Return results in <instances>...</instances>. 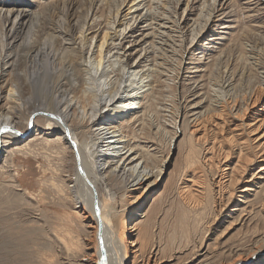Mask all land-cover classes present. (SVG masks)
I'll use <instances>...</instances> for the list:
<instances>
[{
	"label": "rangeland",
	"instance_id": "rangeland-1",
	"mask_svg": "<svg viewBox=\"0 0 264 264\" xmlns=\"http://www.w3.org/2000/svg\"><path fill=\"white\" fill-rule=\"evenodd\" d=\"M139 3L141 6L126 17L131 0H0V106L13 109L26 103L31 112L29 103L36 98L35 75L48 69L54 73L58 58L70 59L73 51L66 46L69 34L81 42L82 33L87 32L93 20L98 25L95 30L100 27L104 33L113 29L119 13L117 21L121 18L125 24L121 28L126 27V33L132 34L122 46L116 45L118 49L106 54L105 68L97 72L90 65L97 51L96 39L86 43L85 58L78 64L84 71L88 69L86 72L94 70L103 89V103L110 99V91L113 96L126 97L138 88L143 72L150 76L143 82L154 84L138 92L141 104L135 107L141 110L144 106L145 123L122 127H127L126 141L134 148L133 157H137L131 167L141 162L137 175L146 164L147 172L154 173L150 182L156 180L155 185L147 193L131 187L123 178L100 185L103 197H112L123 225L131 210L146 214L129 223L133 235L127 236L126 242H136L144 248L135 262L142 264V260L155 254L157 264H264V254L245 261L254 250L264 249V180L253 177L262 174L259 171L264 161L259 158L248 165L238 185L218 192L216 182L223 178L221 183H227L226 174L239 164L241 148L220 146L212 157L205 151L210 141L205 145L194 143L192 147L190 135V122L201 117L212 130V141L215 127L211 124L220 122L216 114L220 111L218 101H225L228 109L234 106V114L250 101L247 113L264 118V0H136L135 4ZM18 11H27L28 16L22 19L19 38L13 41L15 36H10L14 30L9 31ZM8 12L9 21L4 19ZM162 16L170 23L159 28L156 24ZM153 17L157 21L152 27L147 19ZM94 32L86 34L91 37ZM48 47L57 57L55 63L41 57L33 63V50ZM126 51H132L131 58L124 56ZM9 55L11 60L7 59ZM117 55L122 57L121 62L113 58ZM139 63L141 67L134 73ZM73 72L71 69L62 77L60 71L55 78L70 77L77 83ZM55 78L45 83V95L52 94ZM85 78V88L93 91L91 77L85 73ZM223 85L229 87L225 89ZM41 117L52 119L38 115L34 123L42 125ZM26 120L25 115L20 122L23 131L27 129ZM34 126L26 135L18 134L20 142L6 144L0 153V264H87L88 258L94 257L89 248L96 247L95 229L91 218L84 220L79 214L72 188L78 159L74 160L67 145L56 139L60 133L40 134L38 153L17 154L10 161L8 151L16 144H24L34 133ZM242 136L250 137L246 131ZM194 171L203 184L192 190L201 193L187 196L183 187ZM245 188L252 190L248 199L244 198ZM124 189L132 191L126 194ZM142 194H146V209L137 207L135 201ZM94 259L96 262V256Z\"/></svg>",
	"mask_w": 264,
	"mask_h": 264
},
{
	"label": "bare ground",
	"instance_id": "bare-ground-1",
	"mask_svg": "<svg viewBox=\"0 0 264 264\" xmlns=\"http://www.w3.org/2000/svg\"><path fill=\"white\" fill-rule=\"evenodd\" d=\"M135 2L136 0H131L132 5L128 9L129 12L128 14H126V17L130 15L133 8H139L141 6V3L135 4ZM10 13L11 12H8V14H5L4 16V19H6L7 21L10 20ZM27 16V11L17 12V16L13 22L14 27H12V29L9 31L11 33L14 30L13 35L10 36V39L15 36L13 38V41H16L19 38V34L21 33L20 30L24 25L22 23V19L26 18ZM19 18H21V20H19ZM118 18L119 13L115 16V20L113 22L114 26H116V24H118V26L115 29L114 26L113 29H104V33L103 29L101 30L100 27L95 30L98 25L96 23L97 21L93 20L90 26L87 25L89 26L87 32H95L91 37H89L90 34H86L87 32L82 33V41H79V43H77L78 39H71L72 35L69 34L68 37L71 38L70 42H67L68 44H66V46L68 49L73 51L70 59L68 61H64L58 58V68H54V73L50 72V70L48 69L45 70L42 75H40L39 73L35 75L34 82L36 88V98L34 100H31L29 103L32 106L31 112L28 111V108H26V106H28V104L26 103L21 105V107H13V109H4V107L0 106V130H5V132L0 137V153L2 151H5L6 144H12L21 141L18 133L21 135H26V132H30V126L28 129V121L30 116L34 115L35 118L38 115H44L52 118L48 119L46 117H41V120L44 121L42 125L38 122L34 123L37 125L34 126V133L32 134V136L25 142H23L24 144H16V146L8 151L10 155V161L14 160L17 154L31 155L32 153L34 154V152L35 154L38 153L36 152V148H38L41 144V138H38V136L46 132H48V134L46 135L49 136L52 135L53 132L60 133L56 139L62 144L64 143L65 145H67L66 148L72 151L74 160L78 159L75 169V185H72V188L75 189V201L76 205H78L77 208L79 210V214L81 213L84 220L90 218L92 219L91 226L93 227V229H95L93 231V236H95L94 242H96V247H91L89 249L94 251V257L96 256L99 264L138 263V260L140 259L138 256L142 255L144 248L142 247V245L138 247V243L135 244L136 242L127 243L126 237L133 235L132 232H130L129 223L135 218L146 216V214L144 213L141 214L138 209L131 210L128 216V221H125L123 225V217H121V214L117 212L115 203L111 199L112 197L110 195L109 197L107 196L109 200L106 197L104 198L103 194L100 193V185L104 184V182L108 184V182L113 180V178H123L121 180H129V182L132 184L131 187L136 186V189H144L146 191L145 193H147L149 188L154 186L156 183V180L150 182V179L154 177V173L153 171L147 172L149 167L145 164V162V166L142 167V173H138L137 175L135 174L141 162H139L135 166L136 168L131 167L135 162H137V157H133L134 148L130 147L128 144L130 142L126 141L127 135L129 136V133L126 135L124 133V130H126L127 127H122L125 125H130L133 122L134 124L139 122L143 124L145 123L144 121L147 120V113L143 111L144 106H141V110H138L135 105L141 104L138 93L139 90L144 87H152L154 85L153 83L145 84L143 82L146 78L148 79V77H150L149 74H146L147 71L143 72V74L139 78V83L137 85L139 87L133 89L131 93H127V95L125 94L126 97H122L124 94L120 96H118L119 94H116L115 96H113V92L110 91V99H107L106 102L103 103V95L101 94L103 89H100L101 86L96 80V75L94 77V70H92L93 73L86 72L88 69L84 71L85 69H81L78 64L79 60H83L85 58L86 43L94 41L96 39L97 44L95 45V48L97 51L95 53L94 61L90 65L93 67L92 69H95L97 72L100 68H105L104 60L106 58V54L112 53V51L118 49V46L116 45L122 46V42L124 40H127L130 34H132V32L126 33V27H124L123 29L121 28L125 24L123 20L120 21L121 18L118 20V22ZM147 20L151 21L150 26L153 27L155 17ZM160 21L161 22L159 24H156L159 26V28H163L167 26L168 23H170L164 17ZM177 26L178 29H181L180 24ZM118 27H120V30H118ZM109 30H113V34ZM57 32L60 31L57 30ZM60 34H64L67 36L68 33L60 32ZM131 52L128 53V51H126L124 53V56L128 59L131 58L133 55V53ZM31 54L34 55L32 57L33 63L38 62L40 60V57L41 59H50L52 60V63H55L57 58L55 53H53V51L49 47L42 50L35 49ZM8 58H11L10 55L7 57V59ZM113 58L119 59V62L122 61V57H120L119 55L114 56ZM113 66V64H110L111 68ZM140 67L141 63L136 66L137 69L134 70V73L138 72V68ZM71 69L75 72V81L77 83H74V79H70V77H64L62 78V80L55 78L57 72L62 71L63 77L64 73L71 71ZM142 71L144 70H141L140 72ZM85 73L87 76L89 75L91 77V85L95 88L93 89V91H89L85 88L87 84ZM106 74L109 75L111 73L106 71ZM103 76H105V74ZM179 76L180 72L177 74V79L179 78ZM53 78H55V81H53L52 83V94L50 93L48 95H45V93L47 92L45 83H48V81L50 82ZM143 83L145 85H143ZM225 86L226 88L229 87V85ZM42 94L43 98H41ZM124 99L127 100L123 101ZM249 102L250 101H247L244 108L238 110L236 114L233 113L234 106L228 109V104L226 105L225 101L217 102L216 107L219 108L220 111H216V114L219 115L220 122L214 121L211 124L212 127H215L214 137L212 141L210 140V133L212 132V130L207 125L208 123L201 120V117H196L190 122L192 124L190 129L192 147H194V143L197 144L202 142V144L205 145L210 141L211 144L207 145L205 151L207 153H210L212 157L216 154L220 146H228L230 150L235 147L241 148L239 151V164H237V166L234 167L230 173L226 174L227 176L225 182L227 183H221V180L223 179L221 177L223 176L220 177L221 179L218 182H216L215 180L216 184H219L217 186L218 192H222L227 187L230 188L238 185L241 179L244 177L248 165H252L253 162L258 160L259 158L264 161V118L259 119V117H254L253 113H247ZM107 108L109 109L106 110ZM188 113L196 114L195 111H190ZM249 114L251 116H249ZM25 115L27 116V129H25L24 127L25 131H23V128L21 129L19 126L21 120L23 119V116ZM232 116L234 117V122L236 121L235 123L232 122ZM135 129L136 128L134 127L131 131L134 133V131H136ZM139 131L142 132L143 130L139 129ZM245 131L248 132L250 137L245 138L244 136H242ZM34 134L35 136H33ZM4 139H7V141H4ZM43 141H45V139ZM44 143L42 145L47 146L45 145L46 143ZM56 143L57 142H55V144ZM230 150L225 153L226 159L229 157ZM193 151L194 148H192L190 152ZM239 172L240 174H238ZM259 173L262 174L253 177H258V179L264 180V165L261 167ZM193 174L194 175L192 176V179H189L188 182H185L186 186L183 187L184 194H186L187 196H198L201 193H198V191L193 192L192 190L194 187H197V184H203L201 176H196V171H194ZM129 182L127 181V184ZM256 186H258V184ZM250 189L251 188H245L243 190V192H246V194L244 195L245 199H248V196L251 195L249 191L252 190ZM125 191L126 194H130L132 190L128 189ZM108 193L110 194L109 191ZM234 194L235 193H232L231 195L233 196ZM146 200V194L137 196L135 198V201L138 205L137 207H140V209H146ZM247 202L248 201L245 200V202L243 203L246 204ZM96 203L99 209V216H97L95 212ZM261 206V210H264V201L261 202ZM244 211L246 212V209ZM242 217H239V219L241 220ZM100 233H102L103 236L102 246L100 244L99 238ZM263 254L264 249L259 248L257 250H254L252 252V255H250V258L246 259L245 261L251 262L252 260L262 256ZM103 255L105 257V260ZM94 257L88 258L86 263L96 264L97 261L95 262L96 259H94ZM137 257L139 258L138 260H136ZM135 261H137V263ZM142 264H157L156 255H150V257L147 260H144V262L142 260Z\"/></svg>",
	"mask_w": 264,
	"mask_h": 264
},
{
	"label": "water",
	"instance_id": "water-1",
	"mask_svg": "<svg viewBox=\"0 0 264 264\" xmlns=\"http://www.w3.org/2000/svg\"><path fill=\"white\" fill-rule=\"evenodd\" d=\"M33 126H34V115L32 116L31 121H30V129H32ZM4 132H5L4 129H1V130H0V137H1V135H2ZM18 134H19V133H18ZM0 146H1V145H0ZM96 200H97V199H96ZM95 212H96V215L99 216V209H98L97 203H96V209H95ZM99 238H100V244H101V246H102V244H103V236H102V233H100ZM103 257H104V255H103ZM104 260H105V257H104Z\"/></svg>",
	"mask_w": 264,
	"mask_h": 264
}]
</instances>
